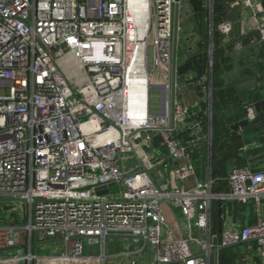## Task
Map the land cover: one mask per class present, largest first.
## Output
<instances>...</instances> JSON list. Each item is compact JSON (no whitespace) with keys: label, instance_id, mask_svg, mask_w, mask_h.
<instances>
[{"label":"built area","instance_id":"obj_1","mask_svg":"<svg viewBox=\"0 0 264 264\" xmlns=\"http://www.w3.org/2000/svg\"><path fill=\"white\" fill-rule=\"evenodd\" d=\"M195 1L148 0L142 34L128 0H0V204L22 205L1 220L0 253L18 254L0 264H214L242 242L244 264H264V167L215 175L224 55L258 43L264 66V0ZM176 10L178 34L200 13L206 32L196 50L179 41L174 70ZM260 116L246 102L231 133ZM113 239L141 246L111 254ZM47 241L66 252L39 255Z\"/></svg>","mask_w":264,"mask_h":264},{"label":"water","instance_id":"obj_2","mask_svg":"<svg viewBox=\"0 0 264 264\" xmlns=\"http://www.w3.org/2000/svg\"><path fill=\"white\" fill-rule=\"evenodd\" d=\"M227 17L226 20H231L233 22H236L239 15H240V9H227L226 11ZM178 27H179V19H178V10H176L175 15V24H174V70L176 66V59H177V46L179 43V34H178ZM254 51V56H250L247 54L248 50ZM261 54V48L258 43L250 44L248 46H245L241 51L233 50L232 52L224 55V58H229L231 61L222 65V76L221 80L225 83V87L223 89L227 90H233L235 92V96L239 99L241 105L238 108V111L235 112L232 116H230L229 120L227 122H233V124L240 118V116L243 114L245 106H246V94L249 92H254L258 88H264V80L262 83L259 84V80L264 79V73L260 72V68L258 67L260 65L259 56ZM222 63L223 60H220ZM175 72V71H174ZM253 84V85H251ZM264 93V91L262 92ZM174 98V95H173ZM221 101V100H220ZM222 105V115L219 117L222 129L224 131V140L227 137L226 129L221 121V118L223 116L231 115L235 110V104L228 103L226 105L228 107V110L226 109L224 104ZM174 128V126H173ZM231 138L233 141V149L234 152L232 154L223 151L221 152L222 156V162H224L227 158H230L232 156H238L239 150L236 145V140L234 137V133H231ZM223 146V143L220 145V148ZM108 191H100L99 194H107ZM6 202L5 200H0V203ZM13 207L9 206L6 207L5 210L9 211L12 210ZM179 224V220H178ZM180 225V224H179ZM181 227V226H180ZM247 242H242L240 244L229 246V247H223L220 250H214L213 256H214V264H217V257H218V251H226L230 249H239L237 254V259L241 264H244V257L246 255V251H241L242 248L247 245ZM35 245H38L35 243Z\"/></svg>","mask_w":264,"mask_h":264},{"label":"crops","instance_id":"obj_3","mask_svg":"<svg viewBox=\"0 0 264 264\" xmlns=\"http://www.w3.org/2000/svg\"><path fill=\"white\" fill-rule=\"evenodd\" d=\"M204 2V0H196L194 2V6L196 8V10L200 11V5ZM199 22L202 24V26L196 30V22ZM194 24V25H193ZM180 26H181V32L179 33V41L182 44L183 47H187L186 45L190 44L191 42H194L196 40L197 36H203L205 34V18L203 16V14H197V18H186L184 20H181L180 22ZM185 40H183V39ZM201 40V39H200ZM253 50H248L247 54L248 55H252ZM190 61L187 64V68L188 69H192L193 66L197 65L201 70H203V63L205 61V56L201 53V51H197L195 53H193L190 56ZM263 73V72H261ZM263 80H259V84L262 83ZM264 88H258L257 90H255V93H259V92H263ZM254 98V97H253ZM252 96L249 98L248 101L253 99ZM241 103H238L237 105H235V110L231 115H227V116H223L221 118V121L223 122L225 129H226V135L227 137L223 138L224 136V131H222V136L216 137V142H217V146H216V150L215 153H218V157L216 159V169H215V175L217 176H223V173L226 174L227 171V166L228 164H233V167H242L240 165H244L243 167H251L253 169H261L264 167V144H263V139L261 137V125H259V122H256L254 125H245V130H244V134L243 136H239V134H234V137L236 139V145H238V147L240 148L243 145L249 144V143H257L258 146L256 148H254L253 150H251L250 152H248L246 155L245 154H241L239 153L238 156H232L230 158H227L224 162H222V156L220 155V152L218 150V146L219 144L225 142V144L223 145V150L226 151L230 154H232L234 152L233 149V141L231 138V132L233 130L232 126H233V122H227L230 118V116H232L235 112L238 111V108L240 107ZM228 108V107H227ZM228 110V109H227ZM262 114V113H261ZM218 126L221 127V123H218ZM249 127H252V129H248ZM223 130V129H222ZM219 138V139H218ZM223 138V139H222ZM221 163V166L219 165ZM203 177V176H202ZM232 210V208H228V211ZM225 211V210H224ZM246 216L243 214H240L238 212H235V218L236 221H240L242 222V224H246V222L249 220L251 221L252 218H250V214L248 215V213L246 212ZM169 218L172 221L171 216L168 214ZM173 223V222H172ZM53 242H59V241H53ZM48 243H52V242H46V244ZM247 247V246H245ZM244 247V248H245ZM116 248H118V246H115V243L112 242L109 245V253L114 254L117 253L116 252ZM250 252L246 251V254H248ZM115 262H111V264H114ZM238 264H241L239 261H237ZM121 264V263H120ZM249 264H259L257 261H255L253 258L251 260V262Z\"/></svg>","mask_w":264,"mask_h":264},{"label":"rangeland","instance_id":"obj_4","mask_svg":"<svg viewBox=\"0 0 264 264\" xmlns=\"http://www.w3.org/2000/svg\"><path fill=\"white\" fill-rule=\"evenodd\" d=\"M183 40H185V39H183ZM199 42H200V37L197 36L196 40L194 42H191L190 44H188L186 46L189 47V48L193 47L194 50H196L198 48L197 45H198ZM179 55H180V58H182L183 55H184V51H183L182 48H180ZM232 167H233L232 163L228 164L227 171L230 172ZM13 207H16V211H13L14 213L11 212V211L5 212L4 211L5 206L3 204H0V225L3 224V222L1 220H7L9 223H11L13 220H21L20 217L22 216V210H21L22 205L18 204V205L13 206ZM247 213L249 215L251 213V210L248 209ZM47 242H49V241H47ZM112 242H114L118 246H121V245L128 246V245H130L131 249L134 250V251L139 249L140 246H141L140 244L139 245H135L133 243V240H130V239L129 240H127V239H113L109 243H112ZM243 249L244 248H242L241 250H243ZM90 251H91L90 249L86 248L85 254L86 255H90ZM119 251H120V249L116 248V252L118 253ZM65 252H66V245H65L64 242H61V241L60 242H52V243H48V244H42V245L37 247V253L39 255H41V256L61 255V254L65 253ZM17 254H18V252H15V251L1 252L0 253V258H9V257L16 256ZM120 263L123 264L122 260H116L114 264H120Z\"/></svg>","mask_w":264,"mask_h":264},{"label":"trees","instance_id":"obj_5","mask_svg":"<svg viewBox=\"0 0 264 264\" xmlns=\"http://www.w3.org/2000/svg\"><path fill=\"white\" fill-rule=\"evenodd\" d=\"M243 43L247 44L248 43V39H243L242 40ZM227 50H233V45H229ZM225 51L224 49L221 48L219 54L220 56L221 55H224ZM231 60L229 58H225L224 60V64L230 62ZM221 67V66H219ZM260 68V72H264V66L262 64H260L258 66ZM221 76L218 78V84L220 86V93H219V96H220V103L216 105V110L217 112H220L222 110V105L221 104H224L225 107H227L226 105H228V103H233L235 105H237L238 103H240L239 99L235 96V92L233 90H227V89H223L225 87V83L220 79ZM263 91V90H262ZM252 96L253 99H255V101L257 102L258 104V107H259V110L260 112L262 113L261 116L259 117V119L257 120V122H259V125L263 124L264 122V105L262 103V100H263V93L262 92H259V93H255V92H249L246 94V101L247 102H250L248 101L249 98ZM252 99V100H253ZM244 126L246 124H243ZM248 129H252V127H249ZM245 130V129H244ZM222 129L220 126L217 125V127L215 128V138L216 137H219L222 136ZM218 138V139H219ZM217 139V138H216ZM236 140V139H235ZM240 166H244V165H240ZM214 210L215 212L218 213L219 211V207L216 205L214 206ZM237 252L235 251V249H230V250H226L224 252H222V257L225 261V264H238L237 263Z\"/></svg>","mask_w":264,"mask_h":264},{"label":"bare ground","instance_id":"obj_6","mask_svg":"<svg viewBox=\"0 0 264 264\" xmlns=\"http://www.w3.org/2000/svg\"><path fill=\"white\" fill-rule=\"evenodd\" d=\"M128 8L131 14L134 16L142 34H144V30L147 25V13L149 8L148 0H128ZM135 102L136 104H140V102L137 100Z\"/></svg>","mask_w":264,"mask_h":264},{"label":"flooded vegetation","instance_id":"obj_7","mask_svg":"<svg viewBox=\"0 0 264 264\" xmlns=\"http://www.w3.org/2000/svg\"><path fill=\"white\" fill-rule=\"evenodd\" d=\"M262 80H264V79H262ZM251 85H253V84H251ZM244 110H245V109H244ZM238 250H239V249H235V251H237V252H238Z\"/></svg>","mask_w":264,"mask_h":264}]
</instances>
